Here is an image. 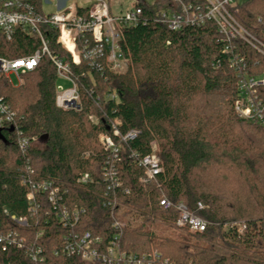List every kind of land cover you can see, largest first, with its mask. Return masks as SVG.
Wrapping results in <instances>:
<instances>
[{"label": "trees", "instance_id": "1", "mask_svg": "<svg viewBox=\"0 0 264 264\" xmlns=\"http://www.w3.org/2000/svg\"><path fill=\"white\" fill-rule=\"evenodd\" d=\"M25 1L43 14L39 0ZM172 3L137 0L142 19L122 30L121 50L129 61L124 73L108 67L99 72L84 59L73 63L57 42L58 32L41 26L51 54L71 66L80 111L56 106L59 78L47 55L17 86L0 74V94L16 112L13 127L0 139V235L24 239L22 247L4 249L0 243V264H36L27 253L37 248L43 250L42 264H106L61 253L68 237L85 233L100 238L103 249L115 243L127 255H147L145 264H264V131L238 117V79L230 67L239 55L250 75L264 76V54L240 38L226 54L212 22L171 31L160 13ZM88 9L78 7L77 13ZM232 12L264 44V0L236 3ZM41 48L38 37L17 31L10 41H0V57H27ZM258 95L264 101V87ZM113 124L122 136L138 132L125 144L114 138L121 144L119 161L99 142L101 134L113 137ZM18 132L30 141L24 151ZM153 144L163 172L155 183L144 184L138 160L153 152ZM105 170L119 177L120 185L110 191ZM84 174L90 182L82 185ZM43 182L59 188L58 201L53 205L47 195L36 194L37 213L27 227L2 213L8 208L26 216L27 194ZM164 200L169 208L161 205ZM179 203L207 223L204 232L176 225ZM63 208L84 213L64 227L56 214ZM239 222L247 226L242 235L233 226Z\"/></svg>", "mask_w": 264, "mask_h": 264}, {"label": "built area", "instance_id": "2", "mask_svg": "<svg viewBox=\"0 0 264 264\" xmlns=\"http://www.w3.org/2000/svg\"><path fill=\"white\" fill-rule=\"evenodd\" d=\"M172 6L168 10H162L160 21L168 26L171 31H179L184 27H202L207 22L216 25L217 31L224 43V52L232 54L233 42L243 39L252 47L264 54V44L254 39L243 26L236 20L232 8L237 0H204L202 4H189L184 0H172ZM89 9L84 15H78L76 5L59 8L54 14L38 13L35 7L25 0H0V41H10L17 31H22L29 36H36L41 40L42 48L35 54L17 59H6L0 57V74L8 82L11 75H16L21 82L24 74L34 71L42 56L47 55L53 62L57 77L70 84V87L56 88V106L62 110H81L80 95L76 79L71 74V66L63 58L51 54L46 39L44 38L42 25H48L58 32L57 42L70 54L73 63L77 64L81 59L89 62L90 67L99 72L108 67L114 73H124L129 66L121 50L122 30L125 27H134L140 23L143 10L141 7H133L124 13H114L106 0H90ZM230 67L234 69L238 82L237 87L240 94L235 105V111L239 118L258 124L264 131V101L259 98L258 92L264 87V76H253L248 73L247 65L243 58L235 55L231 58ZM19 82V84H20ZM108 98H114L110 95ZM16 112L11 110L0 94V132L7 127H13ZM92 120V119H91ZM15 130V129H14ZM16 131V130H15ZM19 146L25 150L29 139L22 137L18 132ZM138 135L137 131H131L122 136L113 124V137L105 134L99 136V142L105 151L109 152L110 159L119 161V149L114 138L120 143H127ZM153 152L138 160V164L144 169L141 182L151 184L157 181L163 172L161 160L156 153V145L153 144ZM132 156L136 157V154ZM104 177L109 181L107 190L110 191L120 185L118 174L115 170H105ZM90 182V175L84 174L78 179V183L85 185ZM36 194L47 195L48 201L56 205L58 201L59 188H54L51 182H43L32 185V190L27 194L28 213L19 216L3 208L2 213L8 216L20 227H27L29 220L37 213ZM161 205L169 208L171 203L164 200ZM199 209H203L201 203ZM178 218L176 225L180 228H188L191 232H204L207 223L200 217L194 215L188 207L179 203L176 205ZM84 213L82 209H61L56 212L57 218L64 227L77 223ZM236 226L239 235L246 231V224L239 222ZM42 235V234H41ZM0 243L8 245L24 246V239L16 233H9L6 237L0 235ZM61 253L67 257L78 256L87 262H101L106 264H145L147 255L141 258L135 255H127L120 251L119 247L112 243L106 249L102 248V240L94 238L89 233L76 235L65 241ZM59 251L55 255L61 254ZM36 264L44 262L43 250L35 249L27 253ZM167 263V262H166Z\"/></svg>", "mask_w": 264, "mask_h": 264}, {"label": "rangeland", "instance_id": "3", "mask_svg": "<svg viewBox=\"0 0 264 264\" xmlns=\"http://www.w3.org/2000/svg\"><path fill=\"white\" fill-rule=\"evenodd\" d=\"M109 2L112 11L114 13L120 14L124 13L126 10L132 9L135 7L137 0H106ZM245 0H237V3L240 4ZM145 3L152 4L153 0H144ZM59 0H39V8L43 14H54L59 11L58 8ZM90 4V0H67L66 7L76 5L77 7H86ZM127 71V70H126ZM125 71V72H126ZM10 80L14 86L19 84V78L16 75H11ZM22 83V78L21 82ZM57 86H63L64 88L70 87V84L64 80H59ZM40 145V144H38Z\"/></svg>", "mask_w": 264, "mask_h": 264}, {"label": "crops", "instance_id": "4", "mask_svg": "<svg viewBox=\"0 0 264 264\" xmlns=\"http://www.w3.org/2000/svg\"><path fill=\"white\" fill-rule=\"evenodd\" d=\"M67 0H59L58 8H62L66 5Z\"/></svg>", "mask_w": 264, "mask_h": 264}, {"label": "water", "instance_id": "5", "mask_svg": "<svg viewBox=\"0 0 264 264\" xmlns=\"http://www.w3.org/2000/svg\"><path fill=\"white\" fill-rule=\"evenodd\" d=\"M11 131H13V128H11ZM0 139L4 141V137L1 132H0Z\"/></svg>", "mask_w": 264, "mask_h": 264}]
</instances>
